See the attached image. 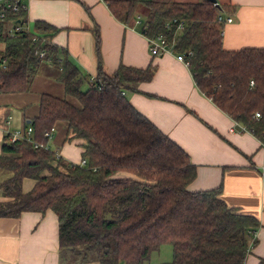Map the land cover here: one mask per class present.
<instances>
[{
    "label": "trees",
    "instance_id": "obj_1",
    "mask_svg": "<svg viewBox=\"0 0 264 264\" xmlns=\"http://www.w3.org/2000/svg\"><path fill=\"white\" fill-rule=\"evenodd\" d=\"M103 1L125 24L139 16L141 6L142 34L164 35L173 52L189 61L201 93L264 144V49L223 48V23L217 15L228 11L226 5L217 8L207 0ZM17 22H27L23 9L6 11L0 19V93L27 92L34 76L51 66V77L78 105L42 94L38 115L26 124L32 128L29 138L11 141L4 135L0 169L10 175L0 182V190L9 200L0 203V218L54 211L60 264H143L163 244L171 246V261L156 264H245L256 241L249 232L256 231L258 220L228 207L220 186L188 191L196 166L125 96L150 81L154 66L120 64L107 75L99 61L88 81L48 41L46 24L37 23L35 33L11 36L7 25ZM179 22L183 29L177 32ZM34 35L43 40L33 42ZM38 50L45 52L43 58ZM57 122L65 123L66 140L82 139L83 166L44 147ZM24 178L34 182L27 192L21 190Z\"/></svg>",
    "mask_w": 264,
    "mask_h": 264
},
{
    "label": "crops",
    "instance_id": "obj_2",
    "mask_svg": "<svg viewBox=\"0 0 264 264\" xmlns=\"http://www.w3.org/2000/svg\"><path fill=\"white\" fill-rule=\"evenodd\" d=\"M19 2L29 32H36L37 23L46 24L50 28L48 41L65 52L88 81L95 77L99 61L107 75L120 64L133 68L154 66L150 81L140 82L136 92L127 91L125 96L159 131L183 149L196 166V177L187 185L188 191L220 186V197L228 207L258 220L255 244L244 261L258 264L264 258V144L249 131L240 132L236 122L201 93L188 67L175 58V52L150 55L146 37L140 30V18L139 22L135 17L125 24L112 16L103 0ZM217 2L228 7V11L221 13L232 17L230 23L222 26L223 48L264 49V0ZM11 28L9 24L6 29ZM50 70L51 66L48 71L36 74L27 92L0 93V155L4 135L24 129L38 115L42 94L65 97L78 105V101L65 94L63 84L51 77ZM82 143L80 138L66 140L65 123L57 122L48 146L57 156L77 164L82 157ZM21 182L22 192L29 191L34 184L28 178ZM2 193L0 190V203H6L9 199ZM0 264H60L55 212L22 211L17 218L1 217Z\"/></svg>",
    "mask_w": 264,
    "mask_h": 264
},
{
    "label": "built area",
    "instance_id": "obj_3",
    "mask_svg": "<svg viewBox=\"0 0 264 264\" xmlns=\"http://www.w3.org/2000/svg\"><path fill=\"white\" fill-rule=\"evenodd\" d=\"M1 1V5H3V8L0 9V19H3L6 16V11H10L12 14L18 12L20 9H23L22 4H20L19 0H0ZM139 18L137 17V22H139ZM217 21L223 24L226 23H230L232 21V17L228 16L225 17L222 13H219L217 15ZM176 31H181L182 25L179 22L177 24V27L175 28ZM21 31H26L29 32V30L27 29L25 24H22L20 22H17L13 25V28L11 29H7V33L10 34L11 36H15V33L21 32ZM223 33V28L220 31V35L222 36ZM43 39H41L38 35H34L32 38L33 42H39L42 41ZM146 42L148 44V51L150 53V55L152 56H160L162 54H164L165 52H172L173 51V47L172 44L169 43V41L165 38L164 35L162 34H158V35H154V36H148L146 37ZM38 55L39 57L43 58L45 56V52L42 50H38ZM175 58H177L178 61L183 62L187 67L189 64V61L186 60V58H184V56L182 54H175ZM4 61V60H3ZM252 84V82H250V85ZM255 117L258 118L260 117V115L255 112ZM235 125L238 127V129L241 131H249L247 130L243 125H239L237 123H235ZM32 132V128L30 126L26 127L25 129L22 130H18V131H14L12 133L8 134V138L13 141L19 138H29V135ZM250 132V131H249ZM51 133L46 134L47 137H49V140L51 139ZM34 146H38L37 143H34ZM45 148L48 147V145L44 146ZM85 159H80L79 162L77 163V165H84L85 164ZM249 233L252 234V240L255 239V235L256 233L254 231H250ZM251 240V241H252Z\"/></svg>",
    "mask_w": 264,
    "mask_h": 264
},
{
    "label": "rangeland",
    "instance_id": "obj_4",
    "mask_svg": "<svg viewBox=\"0 0 264 264\" xmlns=\"http://www.w3.org/2000/svg\"><path fill=\"white\" fill-rule=\"evenodd\" d=\"M182 1H191L192 2V0H182ZM139 12L141 15L144 16L143 8L141 6H139L136 15L139 14ZM140 14L137 17L141 18ZM1 173H3V174H0L1 175L0 181L2 179H4L7 175H9L8 171H6V170L5 171L2 170ZM171 258H172L171 246L168 244H163L160 246V248L158 250H156V252H153L150 255V257L148 258V260L145 261L143 264H156V263H161V262H169V261H171Z\"/></svg>",
    "mask_w": 264,
    "mask_h": 264
},
{
    "label": "water",
    "instance_id": "obj_5",
    "mask_svg": "<svg viewBox=\"0 0 264 264\" xmlns=\"http://www.w3.org/2000/svg\"><path fill=\"white\" fill-rule=\"evenodd\" d=\"M206 1V0H205ZM209 2H211L214 6H216L217 8H220L219 3L217 2V0H207Z\"/></svg>",
    "mask_w": 264,
    "mask_h": 264
}]
</instances>
